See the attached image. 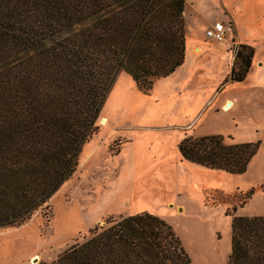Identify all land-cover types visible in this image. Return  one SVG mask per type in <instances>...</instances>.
Here are the masks:
<instances>
[{
  "label": "trees",
  "instance_id": "1",
  "mask_svg": "<svg viewBox=\"0 0 264 264\" xmlns=\"http://www.w3.org/2000/svg\"><path fill=\"white\" fill-rule=\"evenodd\" d=\"M181 12L182 0H0V228L45 208L71 175L117 71L146 93L181 64ZM232 50L221 84L241 81L249 65L251 47ZM257 143L208 135L176 149L189 164L240 174ZM230 212L225 264H264V216ZM49 264L189 261L166 224L138 213L93 226Z\"/></svg>",
  "mask_w": 264,
  "mask_h": 264
},
{
  "label": "rangeland",
  "instance_id": "2",
  "mask_svg": "<svg viewBox=\"0 0 264 264\" xmlns=\"http://www.w3.org/2000/svg\"><path fill=\"white\" fill-rule=\"evenodd\" d=\"M225 13L234 25L232 37L242 34L247 45L257 46L264 33V0H182L183 30L200 36L207 22L224 21ZM217 43L191 60L206 86L219 65ZM177 71L153 79L146 93L124 72L114 74L71 175L45 208L16 227L0 228V264H49L93 226L138 213L166 224L189 264H225L230 208L234 216H264V140L253 139L235 108L221 110L217 99L202 102L180 89L172 92L181 79ZM208 135L220 136L224 144L258 142L242 173L180 158L176 145L182 138Z\"/></svg>",
  "mask_w": 264,
  "mask_h": 264
},
{
  "label": "crops",
  "instance_id": "3",
  "mask_svg": "<svg viewBox=\"0 0 264 264\" xmlns=\"http://www.w3.org/2000/svg\"><path fill=\"white\" fill-rule=\"evenodd\" d=\"M184 4V2H183ZM224 14V13H223ZM226 18L224 21L212 20L229 25V30L225 32L224 37L217 44L220 46L218 52L219 65L216 70L208 74L212 79L211 85H204L200 83L199 79L194 73V64L191 62L205 49L209 48L211 41L203 36V30L211 22H207L202 30L200 36H196L194 30H183V58L179 66H177L170 74H173L178 70L181 74V79L178 83L171 85V91L176 92L180 89L181 94H191L200 96L203 101L209 99L219 100L220 109H225L226 105L230 108H235L240 112V116L243 118L244 124L247 126V131L258 141L264 140L263 133V121H264V33L259 41L258 45L251 47V56L249 59L248 68L243 76V79L237 83L221 84L223 78L228 72L229 66L232 61V47L237 44L247 45V42L243 40L242 34H234V25L230 16L225 13ZM183 23V22H182ZM235 27L238 24L235 23ZM194 51L198 54L194 55ZM187 52L188 55L187 56ZM187 61L185 67L184 62ZM222 80L219 82V80ZM198 79V80H197ZM199 81V82H198ZM206 81V80H205ZM212 97V98H211ZM221 104V105H220ZM228 107V106H227ZM239 116V117H240ZM240 117V118H241ZM264 156V154H263Z\"/></svg>",
  "mask_w": 264,
  "mask_h": 264
},
{
  "label": "built area",
  "instance_id": "4",
  "mask_svg": "<svg viewBox=\"0 0 264 264\" xmlns=\"http://www.w3.org/2000/svg\"><path fill=\"white\" fill-rule=\"evenodd\" d=\"M229 28L228 23L223 24L214 21L203 30V36L211 41L219 42L223 39L225 32L228 31Z\"/></svg>",
  "mask_w": 264,
  "mask_h": 264
},
{
  "label": "bare ground",
  "instance_id": "5",
  "mask_svg": "<svg viewBox=\"0 0 264 264\" xmlns=\"http://www.w3.org/2000/svg\"><path fill=\"white\" fill-rule=\"evenodd\" d=\"M227 106H229V105H227ZM226 108H227V107H226ZM101 122L104 123V119H103V121L101 120ZM34 263H35V261H34Z\"/></svg>",
  "mask_w": 264,
  "mask_h": 264
},
{
  "label": "water",
  "instance_id": "6",
  "mask_svg": "<svg viewBox=\"0 0 264 264\" xmlns=\"http://www.w3.org/2000/svg\"><path fill=\"white\" fill-rule=\"evenodd\" d=\"M226 106H227V105H226ZM226 106H225V107H226ZM98 120L100 121V118H99Z\"/></svg>",
  "mask_w": 264,
  "mask_h": 264
}]
</instances>
